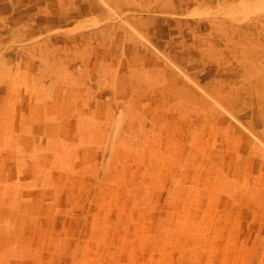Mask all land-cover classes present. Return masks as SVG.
Instances as JSON below:
<instances>
[{
	"label": "rangeland",
	"instance_id": "rangeland-1",
	"mask_svg": "<svg viewBox=\"0 0 264 264\" xmlns=\"http://www.w3.org/2000/svg\"><path fill=\"white\" fill-rule=\"evenodd\" d=\"M67 1L7 0L2 5L8 11L22 5L32 12L27 16L24 10L20 24L18 18L8 17V25L23 24L28 29L48 20L50 25L61 21L56 24L59 29L78 27L69 36L83 30L90 37L89 54L96 52L93 42L102 44L105 39L104 46L110 50L113 36H120L129 49L121 45L115 50L121 57L115 65L111 55L104 59L98 69L105 76L119 72L136 79L151 78L149 69L156 76L162 70L168 77L180 74L203 93L208 90L209 75H222L229 60L231 88L242 96L226 97L223 104L224 97L206 96V102L202 99L198 104L197 98L185 94L184 104L199 111L200 123L221 115L239 129H232L230 145H196L192 138L184 145L188 160L172 167L192 169L199 175L205 170L214 176L194 173L160 180L145 176L136 163L132 167L137 174L129 177L124 151L128 144L136 148L143 144L149 118L144 98L121 100L116 112L105 114L107 144L102 146L101 176L57 177L63 184L76 183L77 190L40 198L41 204L49 200L57 204L56 218L39 227L40 236L48 230L51 239L8 242L5 264H264V97L255 96L259 81L264 89V0ZM69 10L71 22L64 17ZM82 15L87 20L81 21ZM64 32L53 38L55 47L50 43L51 48L37 52L51 56L63 51ZM10 35L16 39L14 33ZM256 62L262 63L258 69ZM56 110L52 107L44 117L52 122L72 118L71 113ZM115 148L120 152L113 156ZM223 149L230 159H218ZM85 164L78 162L72 172L84 173ZM82 188L86 192H79ZM192 201L195 204H187ZM39 251L45 252L44 259Z\"/></svg>",
	"mask_w": 264,
	"mask_h": 264
},
{
	"label": "crops",
	"instance_id": "crops-1",
	"mask_svg": "<svg viewBox=\"0 0 264 264\" xmlns=\"http://www.w3.org/2000/svg\"><path fill=\"white\" fill-rule=\"evenodd\" d=\"M2 1L7 0H0V264H5L3 257H7L5 252L11 245L8 242L51 239L48 230L40 236L39 227L50 223V218H56L57 204L54 200L41 204L40 198L77 190L76 183L63 184L56 180L57 177L76 175L89 180L93 174L96 178L101 176L99 164L104 161L102 146L107 144L104 134L108 128L105 123L108 117L105 114L110 110L116 112L121 100L125 103L144 98L145 117L149 118V122L144 124L143 144L137 148L128 144L124 151L128 154L131 168L129 177L137 174L132 167L136 163L141 164L139 169L145 176H157L160 180L178 175L193 176L198 172L172 168L188 160L184 145L192 138L196 145L232 144L231 131L239 128L229 118L213 116L211 120L200 123L196 116L199 111L184 104L185 94L197 98L198 104L206 96L224 97L220 101L222 104L226 97L242 96V92L238 94L231 88L233 79L229 60L222 75L219 72L209 75L208 90L204 89L203 93L190 87L180 74L168 77L162 70L156 76L155 71L149 69L147 72L151 78L144 76L136 79L135 75H120L119 72L105 76L98 66H103L104 59L110 55L113 65L116 59L121 58L117 57L118 53L115 55V50L121 45L126 47V41L120 36H113L115 44H112L113 47L110 45V50L104 46L105 39H101L102 44L93 42L92 48L95 47L96 52L89 54L90 37L83 30L69 36L70 32L78 29L76 26L59 29L56 24L61 21H53L50 25L48 20L42 26L28 29L23 24L8 25V17L18 18L16 23L20 24L24 21V10L28 11L27 16L32 12L22 5L8 11ZM78 9L81 11V6ZM69 11L64 13V17L71 22L73 12ZM84 20L87 18L82 15L81 21ZM61 30L65 31L60 40L63 51L51 56L47 52L42 55L37 52L51 48L50 43L55 47L57 42L53 40L60 37L57 34ZM9 33H14L16 39H11L13 36ZM95 37L100 39V33ZM117 61V64L121 63V60ZM258 64L262 63L254 64L257 69ZM143 82L145 85L141 87ZM259 82L261 87L255 96L264 97L262 81ZM212 86L215 87L212 89ZM38 93L37 100L35 96ZM207 102L216 112L214 104L212 106L211 102ZM52 107H57L59 113H71L72 118L65 122L47 120L44 115L51 113ZM185 138L188 141H184ZM119 152L120 148H115L113 156ZM219 153V160L230 159V156H224L226 150ZM78 162L87 163L84 173L72 172ZM200 173L201 177L214 176V173L209 174L205 170ZM86 189L82 188L79 192H86ZM69 217L68 214L64 220ZM30 232L33 235L26 236ZM39 255L44 259L45 252L39 251Z\"/></svg>",
	"mask_w": 264,
	"mask_h": 264
}]
</instances>
